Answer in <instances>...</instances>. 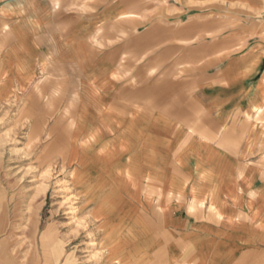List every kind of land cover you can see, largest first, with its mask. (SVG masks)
Segmentation results:
<instances>
[{"label": "crops", "instance_id": "0c3cea01", "mask_svg": "<svg viewBox=\"0 0 264 264\" xmlns=\"http://www.w3.org/2000/svg\"><path fill=\"white\" fill-rule=\"evenodd\" d=\"M31 90L71 109L68 182L106 264H264V0H0V106ZM39 221L35 263L72 264Z\"/></svg>", "mask_w": 264, "mask_h": 264}, {"label": "rangeland", "instance_id": "374dc122", "mask_svg": "<svg viewBox=\"0 0 264 264\" xmlns=\"http://www.w3.org/2000/svg\"><path fill=\"white\" fill-rule=\"evenodd\" d=\"M171 55H178V45L172 44ZM172 66L178 67L174 61ZM20 96L22 101L17 96L12 105L0 106V215L10 212L11 220L18 223L19 213H24L26 205L36 206V215L40 217L39 234L50 225V221L55 222L59 232L72 241V264H106L107 255L99 224L84 217L86 209L82 205V197L68 182L67 152L73 130L71 109L58 108L56 118L54 114L51 115L52 109L37 106L39 102L35 100V91L23 92ZM56 119L58 122L54 121ZM52 141L59 143L64 154L62 160L46 159L41 153ZM24 171L28 172L22 182L15 181V177L21 176ZM46 175H50V180ZM57 185H64V192L54 193L60 188ZM37 190H40L37 202H29ZM68 196L72 200V204H68L70 209H66L67 204H63L64 198ZM15 209L16 215H13ZM23 226L19 224L15 230L16 243H21V246L12 252L15 259L9 264H39L34 259L31 261L30 251L33 250L28 249L29 242L26 243L21 235L27 230ZM1 238L2 235L0 240ZM89 240L94 244L88 246ZM6 259L7 257L0 254V264H8Z\"/></svg>", "mask_w": 264, "mask_h": 264}, {"label": "bare ground", "instance_id": "6f19581e", "mask_svg": "<svg viewBox=\"0 0 264 264\" xmlns=\"http://www.w3.org/2000/svg\"><path fill=\"white\" fill-rule=\"evenodd\" d=\"M44 155H45V158L46 159H48V158H53V159H55V160H62L63 159V152H62V149H61V147H60V145H59V143L57 142V141H52L49 145H47V149H46V151H45V153H43ZM54 160V161H55ZM57 162V161H56ZM60 166V165H59ZM54 167V166H53ZM56 167V166H55ZM66 167H67V163H66ZM54 169V168H53ZM34 170V169H33ZM48 170H50V169H48ZM27 172L28 171H24L23 172V174L21 175V176H19V175H17V177H15V181H17V182H22L21 180L24 178V176L27 174ZM57 173V172H56ZM62 173V172H61ZM46 174V173H45ZM47 177V179L48 180H50V175L48 176V175H46ZM44 177V176H43ZM58 179V178H57ZM25 180V179H24ZM47 180V181H48ZM62 181V180H61ZM21 184V183H20ZM62 184V183H61ZM17 185V184H16ZM22 185V184H21ZM33 185V184H32ZM45 186V188L47 187V185H46V183L44 184ZM16 187V186H15ZM26 187V186H25ZM34 187H36V186H34ZM57 187H60L58 190H55L54 191V193L57 191V192H62L63 191V188L62 187H64V185H57ZM25 189V188H24ZM35 189V188H34ZM70 189V188H69ZM65 190V189H64ZM68 190V189H67ZM30 192H31V190H30ZM39 192H40V190H37L36 191V193L30 198V201L29 202H32V203H36L37 202V200H38V194H39ZM64 192V191H63ZM28 195H30V194H28ZM62 196V195H61ZM65 196V195H64ZM60 197V196H59ZM73 197V196H72ZM28 198V197H27ZM61 199V198H60ZM63 204L65 205V204H67V206H66V209L67 208H69V206L70 205H68V204H72V200H71V198L68 196V197H65L64 198V200H63ZM17 208V207H16ZM35 208H36V206H32V205H26V210H24V213L22 212L21 213V215L22 216H24L25 217V220H26V223H25V226H23V227H26V229L29 231V232H31V231H33V228H34V223H35V217H36V210H35ZM70 209V208H69ZM4 210H5V208H4ZM17 209H15V210H13L14 212L16 211ZM72 210V209H71ZM70 210V211H71ZM18 211H21V209L20 210H18ZM64 211V210H63ZM62 211V212H63ZM70 211L69 212H67V214L68 213H70ZM7 212V211H6ZM65 212V211H64ZM71 217V216H70ZM4 219H5V215L3 216V215H0V225H2V224H4ZM28 223H29V225H28ZM79 224V223H78ZM88 224V223H87ZM22 225V224H21ZM26 231V230H25ZM88 231V230H87ZM89 244H88V246H90V245H93L94 244V242L91 240H89V242H88ZM86 245V244H85ZM30 250H33L32 248L30 249ZM4 257H7V261L8 260H10V258L11 257H8L9 256V254H7V253H4V254H2ZM8 255V256H7ZM30 258H31V261H33V259H34V251H30ZM117 263V262H116Z\"/></svg>", "mask_w": 264, "mask_h": 264}]
</instances>
